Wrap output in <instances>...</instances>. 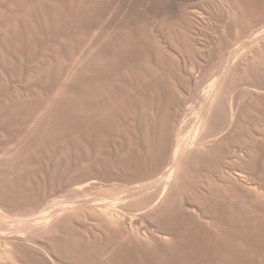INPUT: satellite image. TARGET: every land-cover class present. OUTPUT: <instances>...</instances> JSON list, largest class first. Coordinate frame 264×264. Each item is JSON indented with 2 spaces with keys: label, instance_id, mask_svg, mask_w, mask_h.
<instances>
[{
  "label": "rangeland",
  "instance_id": "374dc122",
  "mask_svg": "<svg viewBox=\"0 0 264 264\" xmlns=\"http://www.w3.org/2000/svg\"><path fill=\"white\" fill-rule=\"evenodd\" d=\"M262 30L264 0H0V264H264Z\"/></svg>",
  "mask_w": 264,
  "mask_h": 264
},
{
  "label": "bare ground",
  "instance_id": "6f19581e",
  "mask_svg": "<svg viewBox=\"0 0 264 264\" xmlns=\"http://www.w3.org/2000/svg\"><path fill=\"white\" fill-rule=\"evenodd\" d=\"M264 31V30H262ZM258 36V35H257ZM259 38V37H258ZM213 88V84L210 85V91L211 89ZM108 203V202H107ZM113 205L112 204H96L94 206H91L92 209L98 211L99 213L105 215L106 217L108 218H115L116 219V216H118V214L116 215L112 209H110ZM1 213V212H0ZM6 216V215H5ZM41 218L43 219L44 217H36L35 219H37V221ZM39 222V221H38Z\"/></svg>",
  "mask_w": 264,
  "mask_h": 264
}]
</instances>
